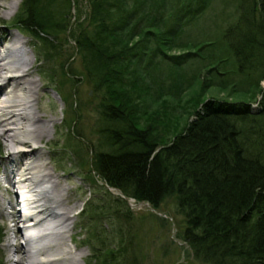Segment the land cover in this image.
<instances>
[{"label": "trees", "instance_id": "16d2710c", "mask_svg": "<svg viewBox=\"0 0 264 264\" xmlns=\"http://www.w3.org/2000/svg\"><path fill=\"white\" fill-rule=\"evenodd\" d=\"M208 3L20 2L11 26L31 38L43 72L51 81L59 69L74 75L61 61L68 37L96 96L97 140L85 164L103 192L78 213L86 264H141L127 199L158 209L169 197L199 263L264 264V0H238L215 39L182 37ZM199 60L201 72L185 76L183 65ZM161 63L168 84L154 77ZM74 140L68 129L62 149L81 153Z\"/></svg>", "mask_w": 264, "mask_h": 264}, {"label": "rangeland", "instance_id": "374dc122", "mask_svg": "<svg viewBox=\"0 0 264 264\" xmlns=\"http://www.w3.org/2000/svg\"><path fill=\"white\" fill-rule=\"evenodd\" d=\"M16 1H18L16 9L10 10L9 4ZM20 2L21 0H0V3L6 5V7H0V43L5 44L13 38L24 42V51L32 60L25 84L30 87L36 86L30 95V98L32 97L31 107L26 111L29 115L35 114L40 118L36 122L40 125V132L37 137L29 136L31 139L26 146H20L18 149L35 147L33 152L26 157H21V160L25 162L31 157L43 162L45 171L58 183L57 190L64 194L65 204L72 206L71 214L74 217L66 243L75 253L80 254L77 264H86L91 250L84 243L87 233L80 227L81 220L78 213L88 198L92 197V191L96 192V196H98L97 193L103 192L100 189L102 182L93 175H89L88 166L85 164L97 140V136L93 133L97 117L96 96L83 75L80 59L68 37L61 47V61L65 63V73L72 71L74 75L68 73L63 76L59 69L56 71L54 81H51L48 74L43 72L46 65L37 62L31 38L11 26ZM237 4L238 0H209L205 13L184 28L182 37L195 42L217 38L224 27L235 20ZM182 51L184 50H173L170 54ZM201 65V60L191 61L183 65L182 71L185 76L191 77L201 72ZM159 67L154 77L156 79L165 77V84H168L170 82L167 77L168 65L161 63ZM260 84L263 86L264 80ZM8 88H10V82L5 84V89L8 90ZM197 89L192 94L199 95ZM3 91L4 89L0 88V102L6 97ZM206 95L224 97L225 93L208 91ZM68 129L74 132L73 143L78 146L81 153H75L71 148L62 149ZM23 137L27 138V135L24 134ZM10 143L0 138V200L5 202L14 201L13 193L17 191V188L10 186L6 180V175L14 164L7 159L9 154L6 145ZM12 159L15 160V156ZM109 191L115 196L118 195L115 190L109 189ZM128 205L133 215L130 221L132 232L134 235L138 233L136 250L141 264H201L192 256L187 245L182 241L183 217L177 212L172 197L166 198L158 209L152 208L148 203H136L134 200H130ZM11 211L17 212L15 219L18 220V224H22L23 218L18 212L19 206L14 204ZM16 226V223L14 224L8 216L0 215V264H11L10 259L14 257L11 252L14 244L12 246L8 244L14 242L11 237L13 235L11 228H16ZM23 234L25 235L24 231ZM24 238L20 236L19 239L24 240Z\"/></svg>", "mask_w": 264, "mask_h": 264}, {"label": "bare ground", "instance_id": "6f19581e", "mask_svg": "<svg viewBox=\"0 0 264 264\" xmlns=\"http://www.w3.org/2000/svg\"><path fill=\"white\" fill-rule=\"evenodd\" d=\"M17 5L18 1L9 4L8 8L15 10ZM0 7L6 5L0 3ZM31 64L32 60L24 51L22 40L13 38L5 44L0 43V88L4 89L6 95L0 102V127L3 126L0 138L11 142L6 145L9 154L7 159L14 164L6 180L10 186L17 188L13 193L14 201L0 200V215L8 216L17 225V212L11 211L14 204L25 210L22 214L23 224L17 225V233H13L15 243L8 244L13 245L11 252L15 257L10 261L11 264H77L80 254L66 243L74 217L71 214L72 206L65 204L64 194L57 190L58 183L45 171L43 162L31 157L25 162L21 160L35 147L18 149L26 146L31 137H37L40 132V125L36 124L40 118L26 111L31 107L30 95L36 87L25 84ZM9 82L10 88L6 90L5 84ZM24 134L27 138L23 137ZM23 231L28 233V249L17 242Z\"/></svg>", "mask_w": 264, "mask_h": 264}]
</instances>
